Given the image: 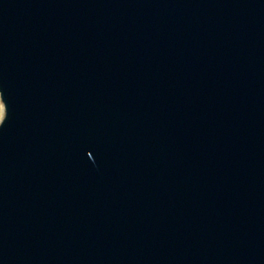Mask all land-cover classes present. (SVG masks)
Returning <instances> with one entry per match:
<instances>
[{"label": "water", "instance_id": "95a60500", "mask_svg": "<svg viewBox=\"0 0 264 264\" xmlns=\"http://www.w3.org/2000/svg\"><path fill=\"white\" fill-rule=\"evenodd\" d=\"M0 264H264V0H0Z\"/></svg>", "mask_w": 264, "mask_h": 264}, {"label": "rangeland", "instance_id": "374dc122", "mask_svg": "<svg viewBox=\"0 0 264 264\" xmlns=\"http://www.w3.org/2000/svg\"><path fill=\"white\" fill-rule=\"evenodd\" d=\"M3 116H4V105L0 97V121L2 120Z\"/></svg>", "mask_w": 264, "mask_h": 264}]
</instances>
